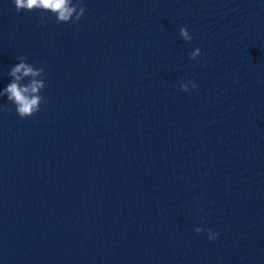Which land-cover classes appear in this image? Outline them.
I'll return each instance as SVG.
<instances>
[{"label": "water", "instance_id": "95a60500", "mask_svg": "<svg viewBox=\"0 0 264 264\" xmlns=\"http://www.w3.org/2000/svg\"><path fill=\"white\" fill-rule=\"evenodd\" d=\"M82 3L0 0V90L46 70L39 112L0 98V264H264V0Z\"/></svg>", "mask_w": 264, "mask_h": 264}, {"label": "clouds", "instance_id": "9594fccd", "mask_svg": "<svg viewBox=\"0 0 264 264\" xmlns=\"http://www.w3.org/2000/svg\"><path fill=\"white\" fill-rule=\"evenodd\" d=\"M16 11H40V20L47 23L48 14L56 18L57 23H76L79 22L86 11L82 0H13ZM180 35L185 41H191L193 36L187 26L180 29ZM202 55L201 48H195L190 53V58L195 59ZM19 63L12 66L8 75L12 78L8 85L0 90V98L7 96L8 102L15 106L16 113L21 118H28L41 110V105L46 102L42 91L46 88L45 67H37L28 62L27 56L18 57ZM27 82L25 83V81ZM181 90L187 92L197 89L195 81L178 82ZM204 218H201V224ZM194 232L202 233V227H194ZM208 238L215 240L219 233L207 229Z\"/></svg>", "mask_w": 264, "mask_h": 264}]
</instances>
